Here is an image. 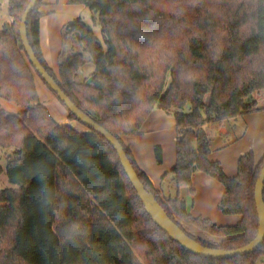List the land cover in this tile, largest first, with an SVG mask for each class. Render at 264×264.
Wrapping results in <instances>:
<instances>
[{"label":"trees","instance_id":"1","mask_svg":"<svg viewBox=\"0 0 264 264\" xmlns=\"http://www.w3.org/2000/svg\"><path fill=\"white\" fill-rule=\"evenodd\" d=\"M29 1L8 0L12 21L0 29V98L20 108L13 114L0 106V149L11 150L4 171L10 186L0 189V264H264V241L253 253L225 259L189 252L146 212L112 144L93 128L59 123L41 100L37 76L44 80L19 33ZM69 3L94 12L93 25L77 18L64 26L56 75L40 46L39 0L26 22L39 62L81 111L119 140L146 191L185 233L211 248L248 244L258 231L254 188L264 155L258 162L252 152L242 155L229 177L209 159L204 126L262 108L251 96L264 91V0ZM85 53L94 66L89 81L79 79ZM61 104L69 121L82 124ZM155 108L175 118V195L154 187L122 141L140 134ZM155 157L162 161L160 146ZM198 171L223 185L219 209L239 216L237 223L218 225L189 212L178 190L191 188Z\"/></svg>","mask_w":264,"mask_h":264},{"label":"crops","instance_id":"2","mask_svg":"<svg viewBox=\"0 0 264 264\" xmlns=\"http://www.w3.org/2000/svg\"><path fill=\"white\" fill-rule=\"evenodd\" d=\"M2 1L8 5V0H1V7ZM7 7L8 18L5 22H0V29L6 22L12 21L9 6ZM86 9L84 5L69 3V0H43L39 10L43 13L39 20L40 46L45 62L56 75L59 72V56L65 47L64 26L80 18ZM251 98L262 108L234 119L204 126L211 148L209 159L219 162L229 177L236 175L238 161L242 155L252 152L256 162L264 155V91L253 94ZM41 100L52 109H57L59 104L54 97ZM0 101L6 109L20 110L12 102L2 98ZM57 119L59 123L73 125V121H69L65 113H59ZM176 137L174 116L158 108L151 111L140 134L122 137L123 143L130 148L139 168L147 174L154 187L165 195L176 194L171 177V170L176 162ZM156 146L162 149L160 163L155 157ZM178 193L187 203L188 210L193 216L209 218L218 225H232L240 219L237 215L221 213L219 202L224 194V187L204 172H195L191 188L180 187Z\"/></svg>","mask_w":264,"mask_h":264},{"label":"water","instance_id":"3","mask_svg":"<svg viewBox=\"0 0 264 264\" xmlns=\"http://www.w3.org/2000/svg\"><path fill=\"white\" fill-rule=\"evenodd\" d=\"M39 0H30L20 21L19 33L22 41V45L25 52L29 58V61L36 69L38 74L42 77L44 82L48 87L57 94L60 102H62L66 108L72 112L76 118L87 127L93 128L97 133L101 134L110 144H112L118 153L121 160L122 166L128 175L131 183L133 184L135 190L140 197L146 212L150 215L152 220L164 231L166 232L174 241L181 244L189 252L205 257V258H217L225 259L237 255H246L253 253L264 241V165L260 171V175L255 183L254 188V199L258 215V231L254 239H252L248 244L239 247L237 249H220L207 247L192 237H190L183 229H181L165 212V210L160 206L155 197L148 193L139 180L133 166L131 165L121 143L119 140L104 129L101 125L96 123L87 114L81 111L63 92L57 82L49 75L46 69L37 59L32 47L29 44L27 37L26 22L29 14L36 6ZM62 124V123H60Z\"/></svg>","mask_w":264,"mask_h":264},{"label":"rangeland","instance_id":"4","mask_svg":"<svg viewBox=\"0 0 264 264\" xmlns=\"http://www.w3.org/2000/svg\"><path fill=\"white\" fill-rule=\"evenodd\" d=\"M0 3H1V0H0ZM2 7L0 6V22H5L7 20V16H8V5H6V3L4 1H2ZM96 17V14L88 9H86V12L85 14H83L80 18L88 23V24H91L93 25V17ZM94 29H95V32L96 34L101 38V30H100V27L98 26V24H96L94 26ZM73 50L75 51L76 50H81L82 51V47L81 45H74L73 46ZM69 46L68 48L64 49V52L62 53V55L66 56L69 54ZM85 55V65L83 66V68H81V70L79 71V79L82 80V81H89L90 80V77H91V74L92 72L94 71V66L90 60V57L88 54H84ZM39 76H37V81H38V91H39V95L41 96V98L43 99H49V98H55L56 101L59 103L57 104V109H52V107L50 106V112L51 114L57 118V115L59 113H65L66 114V110H65V107L61 104V102L59 101V99L55 96V94L50 91L48 89V87L44 84V82L38 78ZM1 99V98H0ZM0 106L4 109H6L5 105L1 103L0 101ZM9 113H13V114H16L18 113L19 111H16L15 109H6ZM73 125H75L79 130H83V131H86L88 129V127L84 124H78L76 122H73ZM11 150L9 149H0V171L3 173H0V189L1 188H6V187H9L10 184L8 182V179H7V176L5 174V168H6V164H7V159H8V155L11 154L10 152ZM182 225L184 226V228L188 231V232H191L193 234H196V235H201V233L199 232H196V230H194L193 228H191L190 226H188L187 224L181 222ZM264 259L261 260L260 263H263Z\"/></svg>","mask_w":264,"mask_h":264}]
</instances>
